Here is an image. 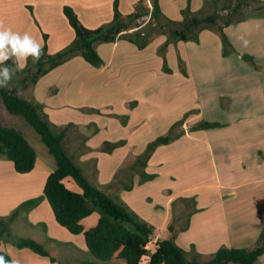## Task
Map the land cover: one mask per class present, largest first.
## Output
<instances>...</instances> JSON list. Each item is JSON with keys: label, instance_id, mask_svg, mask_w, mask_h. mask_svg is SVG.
Wrapping results in <instances>:
<instances>
[{"label": "crops", "instance_id": "crops-1", "mask_svg": "<svg viewBox=\"0 0 264 264\" xmlns=\"http://www.w3.org/2000/svg\"><path fill=\"white\" fill-rule=\"evenodd\" d=\"M138 1L121 0V12L132 13ZM258 1L264 3V0ZM160 2L164 14L177 22H183L182 11L189 3L193 12L202 15L214 9L210 0ZM65 6H72L82 23L91 29L110 24L115 15V0H0V22L14 32L30 33L42 47L47 34L49 53L55 54L76 37L64 14ZM242 18L225 26L236 50L231 55L224 54L223 39L217 28L201 31L199 42L182 40L169 45L167 60L171 72L163 70L164 59L160 53L166 34L160 35L146 49L128 40L100 42L97 49L104 60L102 67H94L82 56H76L44 75L31 88L32 95L26 97L40 104L43 115L58 129L68 126L66 149L68 141L86 142L85 149L82 147L79 152L81 160L85 158L82 163L86 170L80 164L84 173L102 177V157L110 159L106 156L109 155L114 163L106 177L113 181L133 180L131 183L122 181L134 184L131 191L125 192L133 193L141 188L151 198L163 195L164 200L146 212L152 224L157 215L155 209L163 213V232L158 233L157 239L169 237L167 228L173 221L177 226V242L190 254H202L203 259L211 258L222 247L253 249L264 232V16ZM220 23L224 25V20ZM244 55L253 57V61L244 59ZM79 68L89 75L78 93L101 98L104 95L121 97L110 106L114 110L130 111L129 124L137 121L128 126L132 132L140 131L139 141L128 139L126 146L112 153L101 152V147L90 145L91 136L82 129L94 126L93 133H96L99 123L95 118L85 119L90 118L91 113L104 114L91 103L68 97L78 77H82ZM55 76L56 83L48 82L49 77ZM46 81L49 86L40 88ZM61 83L66 85V95L65 100L59 102L56 98ZM87 107L93 110H85ZM110 115L112 120L120 117L117 112ZM184 118L183 125L176 129L178 133L185 132L182 137L158 147L148 162L145 171L156 175L155 179L141 183V173L129 167L150 142L167 135ZM203 119L220 126L192 129ZM113 125L119 126V122ZM158 129L162 132L157 138L143 139ZM48 153L49 167L40 171L35 180H0V214L4 217H9L24 202L42 198L38 206L23 212L14 221L12 230L22 237H39L45 245L72 238L67 228L57 222L50 203L43 197L47 179L57 165L49 149ZM71 156L74 158L73 154ZM39 164L38 154L35 169L20 175H33ZM109 185L101 188L107 190ZM99 219L97 213L85 219L86 230L96 226ZM15 227L22 232L18 233ZM6 246L18 264H57L30 249H19L12 243ZM70 249L74 250L70 251L76 261L87 254L83 251L79 255L76 248ZM259 264H264V254Z\"/></svg>", "mask_w": 264, "mask_h": 264}, {"label": "trees", "instance_id": "trees-1", "mask_svg": "<svg viewBox=\"0 0 264 264\" xmlns=\"http://www.w3.org/2000/svg\"><path fill=\"white\" fill-rule=\"evenodd\" d=\"M120 1L115 0L113 21L96 29L86 27L75 9L72 6H65L64 14L76 34L74 41L63 50L50 54L48 35L45 34V45L42 47L43 55L40 60L34 63L29 57L28 65L22 71L16 72L21 76L19 85L14 88L9 86L0 88V100L7 111L23 117L41 135L50 154L56 160V168L47 179L43 197L50 203L61 226L75 236L84 235L86 246L94 259H81L78 264H104L111 261H115L116 264H143L145 261H148V264H259V259L264 254V232L253 249L222 247L209 259H203V255L198 253L191 256L190 252L177 242V226L173 221L168 226L169 237L157 239L156 227L152 223L129 210L105 189L90 183L83 168L66 149L68 126L58 129L43 115L40 104L20 94L19 89H26L31 84L36 85L44 75L76 56H82L94 67H102L104 60L97 49L100 42L128 40L140 49H146L160 35L166 34L167 40L160 48V53L164 59L163 70L171 72L167 60L169 45L182 40L199 42L201 31L217 28L223 39L224 54L231 55L236 50L225 32V26L236 21L234 16L242 14V17H245V8L243 12L240 11L244 6L252 7L250 15L264 16V3L258 0H210L214 9L205 15L193 12L189 3L182 11L185 17L183 22L167 17L160 0H150L151 5L149 0H139L134 6V11L127 15L121 12ZM252 4H259V7L255 9ZM145 16H150L151 19L148 24L142 25L140 21ZM242 17L237 21L243 19ZM221 18L224 25L220 23ZM243 58L253 61V57L249 55H244ZM14 59L5 63L14 66ZM185 120L186 118L176 123L167 135L150 142L145 152L129 167L141 173V183L155 179L156 175L145 171L149 160L158 147L168 145L182 137L185 132L178 133L176 129L183 125ZM219 126L217 122L203 119L192 129ZM123 144V141H106L99 150L112 153ZM0 156L11 160L19 174L31 173L38 161V152L24 133L15 127L4 125L1 121ZM69 178L74 179L79 185V191L69 186L67 182ZM109 186L126 191L134 188V184H126L122 180H114ZM41 199L24 202L9 217L0 214V256L8 261L13 259L6 247L7 243H12L19 249H30L40 256L47 257L52 263L71 264L60 259L57 253L49 250L40 239L20 237L12 232L14 221L23 212L38 206ZM95 213L100 214L98 224L86 230L83 221Z\"/></svg>", "mask_w": 264, "mask_h": 264}, {"label": "rangeland", "instance_id": "rangeland-1", "mask_svg": "<svg viewBox=\"0 0 264 264\" xmlns=\"http://www.w3.org/2000/svg\"><path fill=\"white\" fill-rule=\"evenodd\" d=\"M249 6H244L240 11L243 12V9L245 8L244 13H246V15H250L252 13V7H249ZM251 6H253V8L256 9L259 7V4H252ZM242 16H243L242 14H239L238 16H234L233 18L235 20H238ZM150 19H151L150 16H145L141 19L140 22L142 25H146L150 22ZM28 60H29V58H28ZM28 60L26 62V66L28 65ZM78 71L82 72V77H78V79H77L78 81H76L75 85L73 86V88H72L73 90H71L69 92L68 97L73 101H78V102L86 101L85 103H91L94 105V108L99 109L104 114V116H96V113H91V115H89L90 118L87 117L85 119L86 121H89L88 119L93 120L95 118L97 121L96 123H99L98 124L99 128H97L96 133H93V131L96 130L94 128V126H90L91 129H87V128L82 129L83 133L91 136L92 142L90 145L101 147L106 141L118 142V141H113V140L122 139L121 141H123L124 144L121 147H124L127 145L128 139H130V141H132L134 139H135V141H139L138 135L140 134V131L132 132L129 129V126L134 125V123H136V121H137L136 120L133 123L130 122V124H129V121L131 120L130 111L129 112H124L122 110L118 111V110H114L113 106H110L112 103H118L116 100H119V98H121V97H119V96L113 97V96L104 95L101 98V97H96V96L85 95L83 93L79 94L78 88L82 85L83 81L89 75V73L85 72L81 68H79ZM49 78H50V81H48V82H50L51 84L56 83V81H57L56 76L55 77H49ZM20 79H21V76H19L17 73H15L12 81L9 83L8 86L10 88H14L17 84L19 85ZM48 82L46 81L45 83H43L40 88H47L49 86ZM32 87H33V85L31 84L26 89H19V92L24 97H29L32 95V91H31ZM65 87H66V85L64 83H61L59 85V88H61V90H60V94L56 98V100H58L59 102L65 100V95H66ZM105 104H107V105H105ZM86 109L87 110H93L92 107H87V108H85V110ZM113 112H117L118 114H120L119 119L112 120L110 113H113ZM0 121L8 127H15L17 129L21 130L24 133V135L26 136V138L30 141V143L38 151L39 159H40V164H39L37 171L33 175H25L24 176V175H20L19 173L16 172L14 164L11 160H9L6 157L0 156V180H29V179L35 180V176L39 175L40 171L43 172V170H45V168L49 167L47 165V163H48L47 161H48V156H50V155H48L49 154L48 153V147L43 142L41 135L38 134L37 131L23 117L10 114L7 111L4 103L1 100H0ZM118 122H119V126L113 125V123L118 124ZM122 124H124V126ZM161 132H162V130H160V129L156 130L155 132L151 131L150 135H148L147 137H144L143 139L144 140L145 139H147V140L155 139V138H157V136H159V134L161 135ZM75 134H76V131H75ZM73 135H74V133H73ZM72 139H73V137H72ZM136 144H139V143H136ZM67 146H68V148H67L68 152L70 154L72 153L74 155V160L79 165L80 164L83 165V168H84V164L82 162L85 160V158H82V160H81V158L79 156V154H80L79 152L82 151V147H83V150L85 149L86 142L78 144V139H76L75 142H74V140H71V141H68ZM97 153H100V152L97 151ZM51 156H52L51 158H53L55 160L54 156L53 155H51ZM106 156L110 157V159H113L112 156H109V155H106ZM105 158L102 157V163L104 164L102 177L99 178L97 176V178H95L93 176V174H91L89 172H87V173L85 172L87 179L93 185H98L100 187H107L113 181L112 180L113 178L108 179L106 177V175H107V172L112 170L111 165L114 162H112L110 159H107V158L105 159ZM84 169L86 170V168H84ZM22 176H24V177H22ZM122 181H126L127 183L133 182V180H122ZM67 182L72 189L77 190V191L80 190L79 185L74 181V179L69 178ZM106 191H108L112 195V197H114L118 202H120L123 205H125L126 207H128L129 210H131L132 212L136 213L141 218H143L144 220L149 221V222H150V220L147 218L146 212L149 213L151 208L153 206H155L158 201L160 203V202H162V200H164L163 195H157V196L152 195L153 197L151 198L150 195L146 194L145 189H141V188H139L136 192H133V193H127L124 190L116 189L114 187H109V188H107ZM154 199H156V200H154ZM183 210L189 211L188 208H186V210L184 208ZM159 212H160L159 209L158 210L155 209L154 213H157V215H155L154 220H152V221H154L153 225L155 227L157 226L156 227V234H157L156 238L158 236V233L161 234V232H163V229L161 228V221H162L163 213H159ZM97 214H99V213H97ZM176 217L178 218V215H176ZM16 226H17V224H16ZM12 229H13V226H12ZM15 229L18 233L22 232L21 228L15 227ZM13 230H12V232H13ZM167 230H168V228H167ZM66 232L68 234H71V236H72L71 240L66 241L65 239H63L62 242H60V243L58 242L56 244L55 243L46 244L47 248L49 250L52 248L55 249V250L52 249L51 251L56 252L58 257L62 260H65L67 258V261L70 262L71 264H78L81 259H94L93 255L91 254V252L88 250V248L86 246L84 235L75 236L68 229H66ZM13 234L16 236H19V235L15 234L14 232H13ZM20 237H22V236H20ZM36 238L40 239L39 237H36ZM60 239H62V238H60ZM49 246L52 248H49ZM71 247L76 248L77 253L79 255H80V253H83V251L87 252V254H85L80 260L76 261L75 257L71 255L70 250H73V249H70ZM190 255L192 256L194 254L191 253ZM204 259H209V258H204Z\"/></svg>", "mask_w": 264, "mask_h": 264}, {"label": "clouds", "instance_id": "clouds-1", "mask_svg": "<svg viewBox=\"0 0 264 264\" xmlns=\"http://www.w3.org/2000/svg\"><path fill=\"white\" fill-rule=\"evenodd\" d=\"M42 55V45L34 36L28 32L20 34L11 28H4L0 22V88L8 87L15 73L24 69L29 57L35 63ZM13 58L14 66H8L5 62ZM0 264H18V261H8L0 256Z\"/></svg>", "mask_w": 264, "mask_h": 264}]
</instances>
